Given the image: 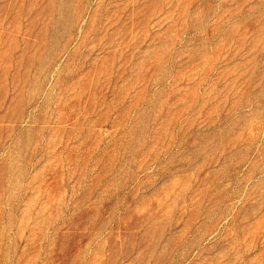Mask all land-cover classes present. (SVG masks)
<instances>
[{
	"label": "rangeland",
	"instance_id": "obj_1",
	"mask_svg": "<svg viewBox=\"0 0 264 264\" xmlns=\"http://www.w3.org/2000/svg\"><path fill=\"white\" fill-rule=\"evenodd\" d=\"M0 264H264V0H0Z\"/></svg>",
	"mask_w": 264,
	"mask_h": 264
}]
</instances>
